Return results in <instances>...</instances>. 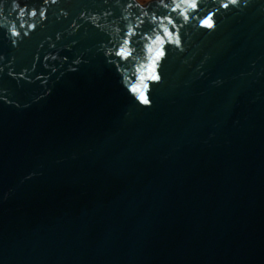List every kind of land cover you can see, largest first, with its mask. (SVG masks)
Listing matches in <instances>:
<instances>
[{
  "label": "water",
  "instance_id": "1",
  "mask_svg": "<svg viewBox=\"0 0 264 264\" xmlns=\"http://www.w3.org/2000/svg\"><path fill=\"white\" fill-rule=\"evenodd\" d=\"M25 3L0 5V264H264V0L190 21L149 104L148 42L116 72L118 17L81 18L102 0Z\"/></svg>",
  "mask_w": 264,
  "mask_h": 264
},
{
  "label": "snow or ice",
  "instance_id": "2",
  "mask_svg": "<svg viewBox=\"0 0 264 264\" xmlns=\"http://www.w3.org/2000/svg\"><path fill=\"white\" fill-rule=\"evenodd\" d=\"M219 7L215 11H205L201 13L203 7L202 0H149V3L142 6L136 0H102L104 9H84L81 12V18L93 19L86 13L88 11H97L104 19L112 20L118 17L119 27L117 28L116 40L105 36L104 42L100 45L98 51L103 53L105 63L113 66V70L118 72L121 61H127L133 57L134 48L140 43L147 41V51L150 53L149 63L147 65V75H141L137 84L132 85V91L138 94V98L144 104H149L150 97L145 95V89L149 87L146 80L157 82L154 87H158L163 82V72H158V64L162 69L167 54L173 51L183 52V29L190 21L197 19V23L201 26L215 29L214 17L220 14L221 9H229L230 6H236L240 0H218ZM15 7L19 8L20 13H24L28 4L25 3L20 7L19 0H12ZM45 5L55 4L56 0H43ZM247 4L248 0H244ZM3 0H0V5ZM136 12L134 22L129 19V16L120 15L122 10H132ZM2 11V8H0ZM48 9L40 10L33 7L28 14L46 18ZM35 25L29 24L28 28H34ZM95 27L103 31L99 24ZM13 36L21 35L16 28L11 30ZM27 35V33H24ZM12 43H15L13 40ZM174 45V48L167 49L165 45ZM118 58V59H117ZM163 58V59H162ZM2 60V57H0ZM0 99H4L0 96ZM11 103V101H9Z\"/></svg>",
  "mask_w": 264,
  "mask_h": 264
},
{
  "label": "rangeland",
  "instance_id": "3",
  "mask_svg": "<svg viewBox=\"0 0 264 264\" xmlns=\"http://www.w3.org/2000/svg\"><path fill=\"white\" fill-rule=\"evenodd\" d=\"M139 1L140 3H146L148 0H137Z\"/></svg>",
  "mask_w": 264,
  "mask_h": 264
}]
</instances>
